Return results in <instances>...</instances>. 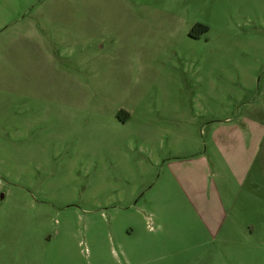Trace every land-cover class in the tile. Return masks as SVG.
<instances>
[{"label": "rangeland", "instance_id": "374dc122", "mask_svg": "<svg viewBox=\"0 0 264 264\" xmlns=\"http://www.w3.org/2000/svg\"><path fill=\"white\" fill-rule=\"evenodd\" d=\"M237 113L264 125V0H0V206L87 232L75 259L264 264V150L242 182L213 138Z\"/></svg>", "mask_w": 264, "mask_h": 264}, {"label": "crops", "instance_id": "0c3cea01", "mask_svg": "<svg viewBox=\"0 0 264 264\" xmlns=\"http://www.w3.org/2000/svg\"><path fill=\"white\" fill-rule=\"evenodd\" d=\"M235 118L238 123H242L241 127L245 126V120L250 121L254 130L250 131L247 136L245 131L242 132L238 127L230 125L227 130L221 133L213 132V138L216 140L215 144L219 152L223 151V154H229L232 163L235 162L238 167H242L241 180L243 182L255 169V163H258L256 169L262 170L259 156H263L261 152L264 150V125L254 119L249 118V120L240 116L239 113ZM228 120L227 118L221 122H230ZM243 135L246 139L244 142ZM219 138L222 141H219ZM247 140H252V143H248ZM235 142L238 149L235 145L232 146V143ZM249 151L250 155L245 157ZM251 152H253V156H251ZM199 161L206 169V157L202 156ZM209 166L213 171L210 163ZM37 203L36 199L18 196L14 197L7 205L0 206V264H91L89 261L75 259L69 248L71 244L68 243V239L80 237L76 244L78 247L86 239L87 232L80 235L78 231L74 232L66 226L60 230L56 229L54 237L46 238L43 235ZM36 209L38 210L36 211ZM129 262L132 264L133 261L129 260ZM113 263L121 264L118 260ZM92 264L112 263L98 259Z\"/></svg>", "mask_w": 264, "mask_h": 264}, {"label": "trees", "instance_id": "16d2710c", "mask_svg": "<svg viewBox=\"0 0 264 264\" xmlns=\"http://www.w3.org/2000/svg\"><path fill=\"white\" fill-rule=\"evenodd\" d=\"M197 30L200 31V32H203V33H204V32L207 31V28L204 27V26L196 25V26H194V27L191 29L189 35H190L191 37H194L195 34L197 33Z\"/></svg>", "mask_w": 264, "mask_h": 264}]
</instances>
